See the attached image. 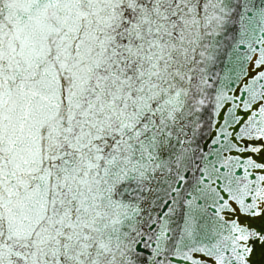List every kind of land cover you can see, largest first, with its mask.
I'll return each instance as SVG.
<instances>
[{
    "label": "snow or ice",
    "instance_id": "1",
    "mask_svg": "<svg viewBox=\"0 0 264 264\" xmlns=\"http://www.w3.org/2000/svg\"><path fill=\"white\" fill-rule=\"evenodd\" d=\"M0 264H264V0H0Z\"/></svg>",
    "mask_w": 264,
    "mask_h": 264
}]
</instances>
